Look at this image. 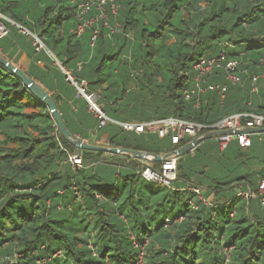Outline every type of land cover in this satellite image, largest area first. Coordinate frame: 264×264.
I'll use <instances>...</instances> for the list:
<instances>
[{
	"label": "trees",
	"instance_id": "trees-1",
	"mask_svg": "<svg viewBox=\"0 0 264 264\" xmlns=\"http://www.w3.org/2000/svg\"><path fill=\"white\" fill-rule=\"evenodd\" d=\"M115 3L116 14L108 4L105 22L78 33L80 24L99 14L96 8L81 14L75 0H0V13L5 16L1 21L7 27L0 38V53L17 62L27 52L31 64L26 72L53 94L73 133L80 130L73 121L91 132L98 118L77 96L75 86H68L53 57L45 49L37 50L33 34L77 80L88 82V90L99 95L114 119L144 122L176 116L213 123L241 111L264 112V0ZM118 23L120 30L112 32ZM96 28L100 33L91 45ZM221 52L239 61L233 71L239 82L228 80L226 68H215L206 74L204 86L226 85V96L222 99L217 90H207L199 105L197 98L185 99L184 88L194 85L195 63ZM72 97L78 104L75 115L62 108V102ZM57 130L48 107L0 63V133L4 135L0 139V264H38V259H45V264H264V213L252 212L253 199L247 209L237 204L241 195H228L241 180L243 187L247 184L258 191L259 182L252 177L256 172L226 181L215 177L213 183L203 180L210 169L198 151L208 139L179 156L174 188H168L138 173L148 164L157 168L160 162L125 154L119 156L127 162L106 161L101 176L96 177L99 172L93 167L74 168L69 154L77 149ZM104 132L110 147L154 153L173 151L189 141L175 144L174 132L164 137L151 131L138 134L113 122L98 128L97 137ZM257 134L251 150L259 142ZM216 142L226 154L234 145V153L247 164L251 150L237 140L224 150ZM257 150L258 160L264 162V149ZM104 153L84 149L81 155L88 165ZM112 173L124 181L122 187L112 184L107 177ZM188 184L203 186L207 197L216 193L214 201L196 198L193 207L190 200L195 195ZM59 251L61 255L55 254Z\"/></svg>",
	"mask_w": 264,
	"mask_h": 264
},
{
	"label": "built area",
	"instance_id": "built-area-1",
	"mask_svg": "<svg viewBox=\"0 0 264 264\" xmlns=\"http://www.w3.org/2000/svg\"><path fill=\"white\" fill-rule=\"evenodd\" d=\"M75 2L78 3L81 14L87 13L92 8H96L99 11V14L96 15V17H92L89 20L84 21L83 24L79 25L78 33H83L87 27L93 26L94 23L100 20H103L105 22L108 19L106 5L110 4L112 13L116 14L118 11V5L115 3L116 0H75ZM1 16L5 17L0 13V17ZM80 18H82V16H80ZM0 24L2 26L0 29L1 38L7 33V27L1 21V19ZM116 28L112 29V32L115 30H120L119 23L117 24ZM26 32L30 31L27 30ZM99 33V28H96L92 37L91 45L95 44L96 38ZM33 36L35 37L34 44L36 45L37 50L45 49L49 53V55L53 57L54 63L63 71L66 80L75 86L77 90V96L86 100L89 112L93 113V115L98 118V126L94 129H91V133L94 135H96V133L98 132V128L104 127L108 122L116 123L122 129L126 131H134L138 134L145 131H151L156 132L160 137H164L166 135H169L171 132H174L175 135L172 137V141L175 144L180 143L183 139L186 138L189 140L187 143H189L193 138L201 136L206 132L222 131V133L217 135L216 137L221 150L227 148L233 140H237L239 145L243 149H249L252 146L253 135L255 133L246 131V129L250 127H264V112L258 113L253 111L237 112L213 123H201L198 121L176 116H170L144 122L120 121L114 119L107 114V112L103 108V105L99 102V95L95 91L88 90V82L84 79L81 81L77 80L69 71V69H67L61 63V61H59L54 53L46 47L43 40L35 34H33ZM261 61L262 63H264V58H262ZM238 64L239 61L237 59H228L227 55L224 52L219 53V55L200 59L194 65L195 75L192 77L194 85L187 86L183 90L185 99L191 100L193 98H197V105H199V97L207 90H217V92L223 99L226 96V86H221L215 83L204 86L203 82H205V76L206 74L212 72L215 68L224 67L229 71L228 78L233 82H236L238 81V77L233 71L237 68ZM257 78V75L253 77L254 85L257 83ZM253 89L257 90V87L254 86ZM178 159L179 155H172L168 159L160 161L159 167L156 168L148 164L144 168L139 169L138 173L142 178L148 181L158 182L168 188H174V181L177 179ZM69 160L71 161L73 166H78V168L82 166L95 168L99 164V162L93 161L90 164L85 165L82 155L76 152L69 154ZM187 189L195 195V197L190 200V204H192L193 207H197V204L195 202L196 198L206 202V199L202 196L203 192L200 186L195 184H188ZM75 191L79 195V191L76 187ZM244 193L249 200L248 202H250L251 199L258 198L261 205L264 206V176L259 181L258 191L252 190L250 192L246 191ZM239 195L242 196V192H239ZM97 197L100 200L105 199V196H103L102 194H97ZM55 254L61 255L62 252L59 251ZM143 254L144 252H142L141 258L143 257ZM8 258L10 257L8 256ZM37 263L45 264L46 260L38 259Z\"/></svg>",
	"mask_w": 264,
	"mask_h": 264
},
{
	"label": "water",
	"instance_id": "water-1",
	"mask_svg": "<svg viewBox=\"0 0 264 264\" xmlns=\"http://www.w3.org/2000/svg\"><path fill=\"white\" fill-rule=\"evenodd\" d=\"M18 25L17 23H15ZM22 30H26L24 27L20 26ZM0 63L14 73L26 86V88L40 101H42L49 109L61 136L68 141L70 144L74 145L77 149V153L81 154L82 150H95V151H105L113 154H125L129 155L132 158L139 159L142 161H154L160 162L166 160L172 155H182L183 153L192 150L199 143L206 139L216 138L217 135L221 134L222 131H211L206 132L201 136H197L192 139L189 143L178 147L173 151L166 153H154L150 151H144L139 149H132L126 147H110L105 145H99L91 143L88 140L80 137L79 135L73 133L67 126L62 113L60 112L56 100L53 94L45 88L39 81H37L33 76L29 75L25 70H23L17 63H13L8 58L4 57L0 53ZM246 131L252 133H261L264 132V127L259 128H247ZM234 132V131H230Z\"/></svg>",
	"mask_w": 264,
	"mask_h": 264
},
{
	"label": "rangeland",
	"instance_id": "rangeland-1",
	"mask_svg": "<svg viewBox=\"0 0 264 264\" xmlns=\"http://www.w3.org/2000/svg\"><path fill=\"white\" fill-rule=\"evenodd\" d=\"M4 18L3 16L0 17V19ZM27 31V30H26ZM168 58H164V62L167 64L168 63ZM111 63V62H109ZM228 78V77H227ZM229 80V78H228ZM28 111H30V109H28ZM58 131V130H57ZM59 132V131H58ZM1 137V135H0ZM2 139V138H0ZM217 138H211L208 139L206 141V144L204 147H202V150L198 151V157L202 156V158H204V160H206V162L208 163L207 166L209 167V171L206 173V175L203 177V180H209L211 183L214 182V178H218L216 179L217 181H226L229 178L233 177V176H237L240 175L242 173H245L248 169H250V167L256 166L257 164H261L264 165L263 161H256V159H258V155L261 154L259 150H257L261 144V142H257L255 143L254 148L248 152V156H250L246 162L247 164L245 165V163H243L242 161V156H238L237 153H234V149L233 146L232 148H230V150H228L227 154L225 153H221L220 150H218L217 148V142H216ZM112 147V146H111ZM75 153V152H74ZM77 153V151H76ZM258 154V155H257ZM263 156V155H262ZM264 158V157H261ZM113 160V156H107V154L102 155L98 158V162L99 164L95 167L97 169V171L99 172L97 176H101L103 174L104 168L108 165V163H105L106 161L112 162ZM192 159L190 158V161ZM189 164V161L185 162V166H187ZM73 166V165H72ZM74 168H78V166H73ZM204 167L200 164L199 165V170H202ZM114 169H116L118 172L120 170V168L114 167ZM112 170V169H111ZM123 173L127 172V169L125 170V168L123 167L122 170ZM107 174V172H105V175ZM82 174L79 173V176H81ZM191 176V175H190ZM195 176V175H192ZM191 176V177H192ZM255 181L260 180L259 175H252ZM108 178L112 179V184L113 183H117L119 184L121 187L124 184L123 180H119L114 173H112L110 176H107ZM259 178V179H258ZM97 180V179H95ZM242 182L240 183V181H237L236 183L239 184L232 188L230 190V192H228V195H230L231 197L233 195H237L239 194V192H242V198L247 201V203H244V200L242 198H239L237 200V204L239 206H244L249 209V200L248 198L245 196L246 191L250 192L253 189H251L249 187V185L245 184V186L243 187V183L244 180H241ZM194 183V182H191ZM198 185V184H197ZM202 188V196H206L204 193L205 188L201 185H199ZM227 184H223V187H226ZM259 186V185H258ZM254 191V190H253ZM227 193V192H226ZM216 193L211 194L209 197L206 198V203H210L211 201H214L213 199H215ZM258 212V214L261 213V215L264 213V206L260 205L259 202H257L256 199L252 200V212Z\"/></svg>",
	"mask_w": 264,
	"mask_h": 264
},
{
	"label": "crops",
	"instance_id": "crops-1",
	"mask_svg": "<svg viewBox=\"0 0 264 264\" xmlns=\"http://www.w3.org/2000/svg\"><path fill=\"white\" fill-rule=\"evenodd\" d=\"M8 58V57H7ZM9 59V58H8ZM11 60L13 63H17L23 70L27 71L29 70L30 64H31V59L29 58L27 52H23L22 55L20 56L19 60L17 62L13 61V59H9ZM55 64V63H54ZM56 65V64H55ZM40 66H44L43 62H40ZM117 71V70H115ZM66 79V78H65ZM38 81V80H37ZM68 82V81H67ZM232 82V81H231ZM239 82V81H238ZM69 83V82H68ZM212 83V82H211ZM71 83H69L68 86H70ZM220 84V83H219ZM223 86V85H222ZM226 86V85H224ZM74 97V96H73ZM70 98L69 100L62 102V108L64 111H68L70 114H74L75 112L78 111V104L76 105L74 103V98ZM73 126L79 128L80 130L76 131V134L79 135L80 137L83 136H87V137H83L84 139L88 140L91 143H100L101 145H105V146H110L109 145V135L107 132H104L102 134H100L98 137L97 135H94L90 132V128H87V130L84 131V129L82 128L81 124L79 125L76 121H73ZM0 138H3L4 135L1 134ZM258 138L259 141L261 142L259 148L260 150L264 149V132L258 133ZM254 137V136H253ZM258 140V139H257ZM99 144V145H100ZM251 148V147H250ZM251 149H248V151H250ZM105 154H107V156H113V161L115 162H119V163H124V161L127 162V159L125 160V158L123 156H119V155H124V154H118V156L113 155V153L110 152H105L103 155L105 156ZM261 155V154H260ZM256 161H261L256 159ZM72 164V163H71ZM249 173L255 171V175H259V177H261V171H264V165L261 164H257L256 166L250 167V169L247 170ZM264 173V172H263ZM106 176V175H105ZM253 177V176H252ZM246 202V201H245Z\"/></svg>",
	"mask_w": 264,
	"mask_h": 264
},
{
	"label": "bare ground",
	"instance_id": "bare-ground-1",
	"mask_svg": "<svg viewBox=\"0 0 264 264\" xmlns=\"http://www.w3.org/2000/svg\"><path fill=\"white\" fill-rule=\"evenodd\" d=\"M1 27H2V26H1V24H0V29H1Z\"/></svg>",
	"mask_w": 264,
	"mask_h": 264
}]
</instances>
